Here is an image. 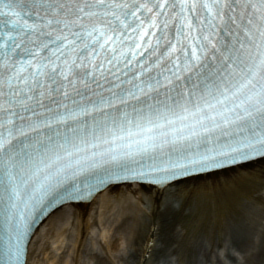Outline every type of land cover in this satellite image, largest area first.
I'll return each mask as SVG.
<instances>
[{"label": "snow or ice", "instance_id": "6c2138e0", "mask_svg": "<svg viewBox=\"0 0 264 264\" xmlns=\"http://www.w3.org/2000/svg\"><path fill=\"white\" fill-rule=\"evenodd\" d=\"M255 157L264 0H0V264L96 169L164 183Z\"/></svg>", "mask_w": 264, "mask_h": 264}, {"label": "bare ground", "instance_id": "6f19581e", "mask_svg": "<svg viewBox=\"0 0 264 264\" xmlns=\"http://www.w3.org/2000/svg\"><path fill=\"white\" fill-rule=\"evenodd\" d=\"M257 212L264 214V159L165 190L108 188L89 205L53 214L27 264H84V256L88 264H152L161 255L207 264L219 246L237 264H264V224L250 237Z\"/></svg>", "mask_w": 264, "mask_h": 264}, {"label": "rangeland", "instance_id": "374dc122", "mask_svg": "<svg viewBox=\"0 0 264 264\" xmlns=\"http://www.w3.org/2000/svg\"><path fill=\"white\" fill-rule=\"evenodd\" d=\"M255 216L253 217V222H255L251 228H250V237L253 240V238L256 236V229L257 227L262 224H264V214H261L259 212L254 213ZM262 223V224H261ZM125 244L123 245V250H125ZM127 251V250H126ZM121 254V253H120ZM211 260L209 263L207 264H237L234 260H232L231 258H227L224 256V253L222 252V248L219 246L217 247L213 253H211ZM204 256H200L201 259H203ZM85 261L84 264H88L89 259L85 258V256L83 257V262ZM92 264V263H91ZM119 264H124V262L122 263L119 262ZM152 264H178L177 260L175 258H169L167 259V257H164V255H161V257H158L157 259H155V261H153ZM201 264V263H200ZM206 264V263H205Z\"/></svg>", "mask_w": 264, "mask_h": 264}]
</instances>
